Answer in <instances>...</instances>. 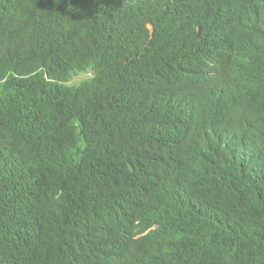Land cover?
<instances>
[{
    "label": "trees",
    "instance_id": "1",
    "mask_svg": "<svg viewBox=\"0 0 264 264\" xmlns=\"http://www.w3.org/2000/svg\"><path fill=\"white\" fill-rule=\"evenodd\" d=\"M0 264H264V0H0Z\"/></svg>",
    "mask_w": 264,
    "mask_h": 264
},
{
    "label": "clouds",
    "instance_id": "2",
    "mask_svg": "<svg viewBox=\"0 0 264 264\" xmlns=\"http://www.w3.org/2000/svg\"><path fill=\"white\" fill-rule=\"evenodd\" d=\"M199 65V64H198ZM198 65H193L192 66V68H194V67H196V66H198ZM211 68H214V65H209L208 67H207V70H210ZM189 90L191 91V92H195V93H198V92H202V88L201 87H199L198 85H196V84H192L190 87H189ZM202 94H203V96L205 97V93L204 92H202ZM155 103H158V101L157 102H155ZM154 103V104H155ZM202 217H204V218H206L208 221H210V222H213V220L212 219H209V218H207V217H205V216H203L202 215ZM214 223V222H213Z\"/></svg>",
    "mask_w": 264,
    "mask_h": 264
},
{
    "label": "bare ground",
    "instance_id": "3",
    "mask_svg": "<svg viewBox=\"0 0 264 264\" xmlns=\"http://www.w3.org/2000/svg\"><path fill=\"white\" fill-rule=\"evenodd\" d=\"M188 12V11H187Z\"/></svg>",
    "mask_w": 264,
    "mask_h": 264
}]
</instances>
